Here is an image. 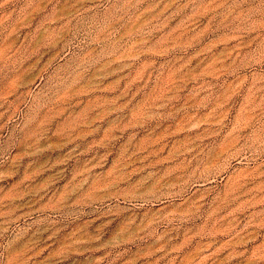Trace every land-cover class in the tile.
<instances>
[{
  "label": "rangeland",
  "instance_id": "1",
  "mask_svg": "<svg viewBox=\"0 0 264 264\" xmlns=\"http://www.w3.org/2000/svg\"><path fill=\"white\" fill-rule=\"evenodd\" d=\"M0 264H264V0H0Z\"/></svg>",
  "mask_w": 264,
  "mask_h": 264
}]
</instances>
